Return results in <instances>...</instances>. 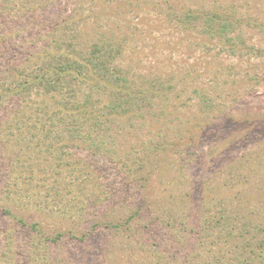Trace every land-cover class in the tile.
<instances>
[{
  "label": "trees",
  "instance_id": "obj_1",
  "mask_svg": "<svg viewBox=\"0 0 264 264\" xmlns=\"http://www.w3.org/2000/svg\"><path fill=\"white\" fill-rule=\"evenodd\" d=\"M12 3L0 0V108L11 109L18 130L24 129L26 134L17 132L18 138L14 140L23 158L16 161L8 158L13 160L11 163H17L20 171L11 177L12 181L10 176L4 175L0 209L12 215L13 206L19 209L30 206L42 219L57 212L76 219L71 225L73 230L47 232L41 220L28 222L16 214L18 226L0 227V264H18L20 260L15 256L20 257V254L30 264H82L72 258L68 243L96 241L104 229L109 230L113 238L132 239L133 226L138 225L135 217L126 222L107 220L102 222L103 227L99 221H94L90 232L87 228L91 211H94L91 208L100 206V211L107 199L116 203V198L133 183L131 180H141L146 190L158 163L170 159L174 153L181 154L184 146L191 154L205 127L203 121L195 120L182 129L176 127L177 130L172 131L175 137L171 139L161 134L159 139H152L151 145H146L144 136H137L139 143L128 145L130 140L134 141L131 131L139 128V122L174 114L164 110L174 97L170 90L172 85L161 75L134 78L129 69L113 66L114 58L120 55L115 36L100 33L99 37L90 41L87 38L82 44L87 34L85 27L97 20L95 11L85 12L82 0H71L70 4L66 0H27L21 5L24 10L15 12ZM232 7L220 4L206 10L180 8L182 14L173 11L165 17L191 26L203 21L202 31L216 39L233 57L264 56V49L255 47L242 34L245 20ZM210 91L196 88L193 92L202 112L218 109L219 101ZM6 98L12 99V106H3ZM12 133L7 138L8 144L13 139ZM106 153L110 154L109 159H118L113 163L122 169L126 184L119 185L115 177L107 185L96 181L104 169L96 166L95 159ZM45 159L53 171V181L46 174L38 176L34 169V163L40 164ZM10 165L8 167H12ZM40 166L41 172H45L46 164ZM62 171L70 178L71 188L66 193L59 182ZM91 185L95 188H90ZM71 190L75 192L72 196ZM235 199L232 206L231 202H224V206L221 203L204 225L207 227L205 234L201 233L204 238L200 245L209 251L205 256L201 252L193 255L182 245L186 251L178 248L170 258L182 256V264H264L263 210L254 205L245 208L241 197ZM144 201L139 205L140 211L146 205L147 211L155 209L146 197ZM150 202L157 203L158 199ZM58 205L63 207L57 209ZM242 209L246 212L241 217ZM98 210L93 214L97 215ZM155 211L151 221L162 222L166 228L184 222L179 214L162 210V207ZM253 216L263 219L256 222ZM150 226L135 228L150 229L151 233ZM20 234L22 240L20 237L16 240ZM167 239L161 235V240L155 242L158 245L160 241L168 242ZM53 251L58 254L54 255ZM161 257L154 256L159 264L163 261Z\"/></svg>",
  "mask_w": 264,
  "mask_h": 264
},
{
  "label": "rangeland",
  "instance_id": "obj_2",
  "mask_svg": "<svg viewBox=\"0 0 264 264\" xmlns=\"http://www.w3.org/2000/svg\"><path fill=\"white\" fill-rule=\"evenodd\" d=\"M11 1L15 12L22 9V3L27 0ZM66 1H69V4L71 2ZM82 2L85 5V12L95 11L93 13L97 16L94 23L90 21L85 27L87 34L85 39H82V44L87 38H90V41L93 37H99L100 33L115 36V41L119 43L120 55L114 58L113 66L119 65L124 70L129 69L133 72L134 78L141 75L147 78L161 75L166 83H170L169 86L172 85L170 90L174 97L164 110L174 114L139 122V128L131 131L134 141L130 140L128 145L134 146L135 142L139 143L137 136H144L146 145H151L152 139H159L161 134H166L171 139L175 137L172 131L177 130L176 127L182 129L195 120L203 121L205 128L200 131V139L196 140L197 144L192 148L194 150L191 154L187 152V147L182 146L181 154L174 153L170 159L166 158L158 163L148 179L146 190L141 180H131L133 183L124 190L123 195H119L120 198H116V203L107 199L100 211L98 210L100 206H96V209L92 207V210H98V214L94 215V211H91L90 224L85 220L86 224H89L88 231L92 232L90 225L94 221H99L102 225V222H108L107 220L126 222L135 217L134 220L138 223L135 225L137 227L151 225L152 234L150 229L138 230L133 226L132 239L113 238V234L104 229L100 231L102 236H97L96 241L90 240L78 245L68 243L67 247L70 248L68 251L71 252L72 258L80 260L82 264H159L154 256L161 255L162 264H182V256L170 258L172 254L178 252V248L186 251L182 245L193 255L197 252L203 255L209 252L201 248L200 240L204 238L201 233L205 234L207 226L204 225L214 214V210L217 212L221 203L224 206V202H231L232 206L233 200L241 197L245 208L249 205L259 207L263 210L264 217V56L233 57L216 39L202 31L203 21L199 22V25L191 26L165 17L166 13L173 11L182 14L180 8L206 10L220 4L225 7L233 6L238 16L245 20L242 34L255 47L264 49V0H82ZM72 6L71 4L70 8ZM91 6H95L94 10ZM196 88L211 90L210 94L219 101L216 107L218 109L202 112L194 97L193 92ZM11 103L12 99L6 98L2 104L12 106ZM10 132H13V135L11 134L13 139L8 144ZM17 132L26 134L24 129L18 130L11 109L0 108V186L6 180L4 175L10 176L12 181L11 177L20 171L16 162L11 163L13 160H8L9 157L14 158V161L19 157L23 158L18 154L19 147L14 142L18 138ZM85 145L83 143L84 147ZM109 156L106 153L95 159L96 166L104 169L96 181L107 185L114 181L115 177L120 182L119 185L122 182L126 184L122 169L113 163L118 162V159L112 160ZM46 162L45 159L40 164L34 163V169L38 176L46 174L49 180L53 181L55 179L52 176L53 171ZM44 164L46 171L41 172L40 165ZM60 175V186L66 193L70 190L68 188H71L70 178L66 171H62ZM90 188L95 187L91 185ZM73 193L74 190H71L70 196ZM104 195L106 194H102ZM145 197L154 210L147 211L148 205L139 210V205H143ZM156 199L157 203L150 202ZM234 202H237V199ZM60 206L63 207L58 205L57 209H60ZM158 207L179 214V218L184 219L183 224L176 222L166 228L162 222L151 221ZM12 211L14 213L11 215L0 209L2 229L18 226L16 214L28 222L41 220L47 232L51 230L68 232L71 228L73 230L74 226L71 225L76 219L75 216L65 217L61 212L42 219L30 206L25 209L13 206ZM245 212V209L240 210L241 217ZM252 218L256 222L263 219L254 216ZM161 235L166 236L169 241H160L161 244L157 242V245L155 240H161ZM19 237L22 240L23 235H17L16 240ZM65 238H68V235ZM212 248L216 250V247ZM12 252L14 253V250ZM53 254L57 255L58 252L53 251ZM19 256H15L17 261L20 260L18 264H30L25 262L24 255Z\"/></svg>",
  "mask_w": 264,
  "mask_h": 264
}]
</instances>
